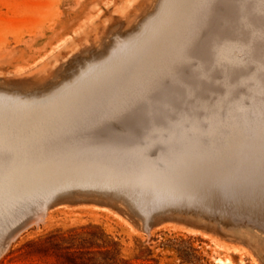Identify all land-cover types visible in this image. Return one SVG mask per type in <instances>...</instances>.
<instances>
[{"label":"rangeland","instance_id":"1","mask_svg":"<svg viewBox=\"0 0 264 264\" xmlns=\"http://www.w3.org/2000/svg\"><path fill=\"white\" fill-rule=\"evenodd\" d=\"M170 1H168V6L172 7V2H174V6L177 8L169 9L167 3L166 7L164 6L165 9L158 10L160 0H0V144L2 143L0 145V188L2 189L4 186V190H0L2 192L0 193V243L8 242L9 245L6 253L0 258V264H264V156L262 155L264 154V0ZM175 2L179 4L175 5ZM204 2L210 5L209 13L205 15L199 8ZM185 11L194 17L191 21L194 24L183 19L182 14ZM151 13L152 15H150ZM154 19L156 22L157 20L165 21V29L168 30L176 29L174 22H178L177 25L180 27H177L175 43H177L180 65L175 64V61L178 60L174 58L172 59L173 63L169 61L167 65L160 66L158 62L154 63L146 55L144 60L142 59L144 63L138 68V71L129 76L125 74L127 75L125 76L123 73L129 56H124L122 53L116 59L120 63L118 62L119 65L117 64L115 67L114 73L112 70L104 71V73L101 72V69L99 70L98 62L109 57L107 50H110L111 45L114 44L115 40L113 39L117 37V33L122 32L127 36L137 33L142 23L147 20L150 23ZM190 24L191 27H197V35L194 40L184 34L191 28L188 26ZM182 32L184 35H181ZM183 36L185 37L182 38ZM223 58L236 60L237 64H226ZM86 61L87 64L89 61L97 62L90 63L89 67ZM77 64H82V69L78 70L79 74L74 72L73 75L76 78L82 73V70L85 69V73L90 70L88 73L89 85L80 91H83L82 93L74 92L73 96L76 99L79 96L80 100L72 97L74 100L69 102L73 91L60 87L73 81L74 78L70 70L74 69ZM179 66L178 71L182 76L180 83H175L177 86L174 85L173 88L172 77L169 73L175 74ZM109 74L110 76H108ZM136 74L141 75L139 79H135ZM133 76L134 78H132ZM118 77L120 80H116ZM136 78L138 77L136 76ZM157 81H162V85ZM113 82L114 84H112ZM127 85L128 87H126ZM162 86L164 87L162 88ZM89 87H93L91 88L93 91ZM152 87L155 89L154 92L151 90ZM58 88L59 90H57ZM119 88L121 89L120 93ZM161 88L171 90L167 96L163 97V92L160 93ZM91 91L92 93H90ZM97 91L100 92L101 97ZM43 95L48 96H45L46 100L45 97L42 99ZM154 95L156 99H154ZM16 96L20 98L18 99ZM94 96L99 99H95ZM131 96H133L132 99ZM135 96L140 101L135 99ZM34 97L40 98L41 101H35ZM65 97L69 100L66 101ZM110 98L113 100L111 104ZM133 99L137 104L142 102V106L138 104V108L137 105H134L133 103L136 104V102ZM119 100L124 103L123 106L128 104L127 111L126 107L118 109L120 108L118 106L122 105ZM113 102L117 103L118 108ZM84 103L87 104V107ZM150 103L151 108L149 107ZM71 104L72 106H70ZM131 104L135 109L128 110V108L131 109ZM107 105H109V109ZM95 107L100 111L97 114L101 117H97L95 114ZM261 107H263V111ZM69 109L70 111H68ZM85 109L89 110V113H86L88 111ZM115 109L122 113V116H119L120 119L118 118L120 112ZM72 110H74L73 115H81L80 117L74 116L77 120L75 118L71 120V117L73 118L70 114ZM123 110L127 113L122 112ZM106 111L110 112L106 113ZM129 111H133V113ZM113 113L117 114L116 117ZM141 113L145 114V117H142ZM103 114L105 116L107 114L108 118L104 119ZM125 114H130V118ZM109 115H112L113 118ZM142 118L146 119L144 123L148 126L147 130L134 123ZM151 118L154 119L151 120ZM213 119L217 120V123ZM231 119L233 122L229 121ZM100 120L105 122H102L103 125H106L103 126ZM128 121L130 122L125 123ZM172 121L176 123L174 124ZM91 122L94 124L89 126L92 124ZM165 123L170 125L167 126ZM239 124L243 128L246 126L245 131H242L243 128ZM155 127L157 128L154 129ZM106 128L122 131L123 134H127V130H129V144L125 145L126 147L123 149L122 147L115 149L116 146L113 143L105 142L109 140ZM235 128L238 129L235 130ZM230 129H232L231 132H229ZM210 130L220 132L216 134ZM207 131L212 133L213 138ZM206 133H208L207 136ZM221 134L225 135L221 136ZM179 136H181V144L188 142L196 144L192 150H189L191 154L197 156L194 159H198L194 165L197 170L193 175L195 177L192 178L194 180L191 179V184L189 182V189L195 193L185 191L176 194V191L168 190V192L175 193L170 192L169 196L165 189H162L165 194L161 191L159 185L157 187L160 188L158 190L160 192L157 190V193L153 191L155 194L152 191L149 192L145 185L146 176H141L143 174L136 168L137 166L132 160L134 168L133 165L129 166L131 165L129 157L131 154L138 153L141 147H150L151 145L148 156L153 160H159L157 155L162 150L160 144L166 143L173 137L179 139ZM257 136L260 137V141ZM47 137L51 140L49 138L48 140ZM60 137L62 141H59ZM103 137L107 145L100 142ZM97 138L102 139L98 140ZM223 138L228 141L230 138L232 139L229 143L228 141L224 142ZM241 140L242 142H240ZM41 141L43 142L40 143ZM54 141L56 145L53 144ZM176 141L175 146L180 148L182 145L179 146L178 140ZM85 142H87L86 145H84ZM7 143L9 146L6 145ZM88 143L91 149L92 143H95L96 148L101 146L97 153L94 150L95 147L92 150L89 149L92 152L95 151V153L90 152L93 155L90 159L87 158L91 156L90 153H86L89 151L87 150ZM233 143L235 144L233 145ZM73 144L75 145L73 146ZM102 144L106 145V148L103 146V152L101 151ZM132 145L134 146L131 147ZM78 146L80 147L78 150H73ZM62 147L65 149V153H63ZM37 148H45L43 151H47L43 152L42 149L39 151ZM124 148L127 152L130 151V155L126 154ZM67 149L82 150L83 152L80 151L81 155L79 152L76 154V151L73 153L76 155H73ZM109 149L113 152H108ZM200 149L203 150L200 152ZM214 150H218L217 153ZM241 150H243L242 153ZM115 151L117 153L125 152L128 161L124 160L127 159L125 155L120 153L123 155L120 158L118 156L121 155L119 153L117 155ZM234 151L237 153L235 154ZM199 152L200 156H198ZM203 152L204 154H201ZM98 153L103 160L96 156ZM109 154L110 156L112 154V159L108 156ZM8 155L10 156L8 157ZM105 155L107 156L105 157ZM207 157L209 160H205L208 159ZM113 160L116 162L113 163ZM52 166L55 171L52 170ZM201 166L203 167L201 168ZM157 168L158 170L162 169L163 165ZM36 169L42 171L37 172ZM49 170L53 174H50ZM222 173H225V176ZM16 177L18 185L14 181ZM159 178L158 176L153 179L158 180L153 181L156 183L155 185L161 184L162 180ZM52 179L53 181H51ZM140 179L143 180V183L145 182L144 185L140 183L142 182ZM7 180L10 182V186L13 181L12 190H10ZM21 181L24 183H20ZM205 184H207L206 187ZM145 186L147 189L143 188ZM6 187L10 189L7 190ZM142 189L144 192H141ZM158 193L161 197L158 196ZM133 199L135 202L132 201ZM135 206L137 208L133 209ZM45 207H49L50 211L44 219L42 210ZM137 209H139L138 212H136ZM150 216L151 218H149ZM147 217L151 220H148ZM37 218L39 221L42 219L44 223L42 221L40 223ZM225 218H227V222L231 223V226L224 222ZM26 222H28L26 228L15 231ZM34 223L37 224L33 225ZM144 223L147 224V227ZM13 231L14 233H12ZM19 231L23 233L19 235ZM9 233L11 234L9 235Z\"/></svg>","mask_w":264,"mask_h":264},{"label":"bare ground","instance_id":"2","mask_svg":"<svg viewBox=\"0 0 264 264\" xmlns=\"http://www.w3.org/2000/svg\"><path fill=\"white\" fill-rule=\"evenodd\" d=\"M168 1H170V0H160V3H159V6H158V10L159 9H161V8H164L165 9V5L168 3ZM173 1V0H172ZM186 1V0H185ZM171 2V1H170ZM179 2V1H178ZM178 2H175V5L176 4H179ZM181 2V1H180ZM188 2V1H187ZM173 3V5H172V7H169L168 5H169V3L167 4V6L169 7V9H173V7H176V6H174V2H172ZM171 4V3H170ZM198 4V3H197ZM200 4V3H199ZM184 5V4H183ZM195 5V4H194ZM201 5V4H200ZM165 6V7H164ZM196 6V5H195ZM168 7H167V9H168ZM196 7H199V5L198 6H196ZM195 7V8H196ZM177 8V7H176ZM185 8V7H184ZM193 8V7H192ZM191 8V9H192ZM199 8H201L202 9V11H203V14L205 15V14H208L209 13V8H210V5L207 3H203L202 4V6L201 7H199ZM175 9V8H174ZM165 11V10H164ZM171 11V10H170ZM167 13V12H166ZM178 13V12H177ZM182 13V12H181ZM170 14H171V12H170ZM172 14H173V11H172ZM191 13H189L188 11H185V12H183V19L184 20H187V22L189 21V22H191L193 19H194V17L193 16H191L190 15ZM150 15H152V13L150 14ZM177 15V14H176ZM149 16V15H148ZM156 16V15H155ZM168 16V15H167ZM154 17V16H153ZM198 17V16H197ZM150 18V17H149ZM182 19V20H183ZM144 20V19H143ZM172 20V19H171ZM181 20V21H182ZM155 19L153 20V21H151L150 23H149V20H147V21H145L144 23H142L141 24V26H140V28H139V30H138V32L136 33H134V34H131V35H129V36H127V35H124V34H122V32L120 33H117L118 35H117V37L116 38H114L113 40H115L114 41V44L113 45H111V48H110V50H107V52H108V54H109V57L108 58H106V59H104L103 61L102 60H100V58H99V60L101 61L100 63L98 62V65H97V67L99 68V70L101 69V72L102 73H104V71L106 72H108L109 70H112V72L114 71V69H115V67L117 66V64H118V62H119V60L117 61L116 59H117V57L118 56H120L122 53L124 54V56H129L128 57V61L126 62V66H125V68H124V75L125 74H127L128 76L129 75H131V74H133L134 72H136V71H138V68H140L142 65H143V63L144 62H142L144 59L143 58H145L144 56H148L149 58H151L153 61H154V63L155 62H158V64H160V66H164V64H166L167 65V63H169V61H171L172 62V59H176V60H178L177 62L175 61V64H179V62H180V60H179V53H177V43H175V40L177 39V37H176V35H177V33H176V31H177V27H180L179 25H177L178 24V22L177 21H173L174 22V24H175V26L174 27H176V29H174V28H172V29H165V24H164V22L165 21H160V20H157V22L155 21ZM195 21V20H194ZM154 22V23H153ZM197 22V21H196ZM166 23V22H165ZM192 23V22H191ZM202 23H204V21H202ZM185 24V23H184ZM192 24H194V23H192ZM196 24V23H195ZM168 25V24H167ZM182 25V24H181ZM202 25V24H201ZM184 26V25H183ZM183 26H181V27H183ZM189 27H191L192 25L190 24V25H188ZM137 28V27H136ZM188 28V27H187ZM196 26H193V27H191L189 30H187L186 29V26H185V28H184V30H185V32H186V30H187V32L186 33H184L185 35H187L188 37H191V39H195L196 38ZM179 33V32H178ZM202 33V32H201ZM183 34V32L181 33V35ZM183 34V35H184ZM185 36H183L182 38H184ZM112 39V38H111ZM186 39V38H185ZM190 39V38H189ZM192 40V41H193ZM187 41H188V39H187ZM113 43V42H112ZM192 43V42H191ZM180 45V44H179ZM189 46V45H188ZM183 47V46H182ZM189 48V47H188ZM109 49V48H108ZM224 49H225V47H224ZM185 50V49H184ZM104 51V50H103ZM229 51V50H228ZM184 53V52H183ZM227 53H229V52H227ZM235 53V52H234ZM108 54H106V55H108ZM187 54V53H186ZM102 55V54H101ZM100 55V56H101ZM180 55H181V53H180ZM225 55V54H224ZM235 55V54H234ZM91 57V56H90ZM102 57V56H101ZM97 59V58H96ZM102 59H103V57H102ZM121 59V58H120ZM123 59V58H122ZM143 59V60H142ZM182 59V58H181ZM92 60V59H91ZM93 60H94V58H93ZM148 60V59H147ZM223 60H224V62L227 64H229V63H231L232 65H235V64H237V61L236 60H232V59H227V58H223ZM121 61V60H120ZM182 61V60H181ZM92 62L93 61H89L88 62V64H87V61H86V64L87 65H89L90 63L92 64ZM95 62V61H94ZM93 62V63H94ZM97 62V61H96ZM95 62V63H96ZM84 63V62H83ZM94 63V64H95ZM120 63V62H119ZM173 63V62H172ZM123 64V63H122ZM121 64V65H122ZM149 64V63H148ZM119 65V64H118ZM180 65V64H179ZM85 66V65H84ZM92 66V65H91ZM122 66H124V65H122ZM149 66H151L150 64H149ZM153 66V65H152ZM231 66V65H230ZM82 67V64H77L76 66H75V68L74 69H71L70 70V73L73 75V73L74 72H78V70L80 69ZM89 67H90V65H89ZM94 67H96V66H94ZM146 67H148L147 65H146ZM145 67V68H146ZM171 67V66H170ZM169 67V68H170ZM225 67H227V66H225ZM228 68H229V66H228ZM82 69V68H81ZM80 69V70H81ZM147 69V68H146ZM158 69V68H157ZM161 69V68H160ZM172 69H173V67H172ZM180 69V66L178 67V69H177V72L174 74V73H169V75L172 77V87L174 88V85H176L175 83H180V79H181V76H182V74H181V76H180V73H179V70ZM98 70V71H99ZM120 70V69H119ZM118 70V71H119ZM123 70V69H122ZM121 70V71H122ZM140 70V69H139ZM149 70V69H148ZM148 70H146V72H149ZM84 71H85V69H84ZM83 70H82V73L80 74V75H78V77L76 76V78H75V76L73 75V78L74 79H72L71 81V83H68V84H65V86H61L60 88L62 89V87L63 88H65V89H70L71 91H73V92H71L72 93V95H71V98H69V99H71V100H69L68 98H66L67 97V95H65L64 94V96H66L65 97V99H66V101H68L69 100V102L70 101H72V100H74L72 97H74L73 95H74V92L75 93H77V92H80L83 88H85L86 87V85H89L88 84V81H89V72H90V70H89V72L88 73H85ZM120 71V72H121ZM163 71V70H162ZM86 72H87V70H86ZM91 72H92V70H91ZM115 72V71H114ZM113 72V73H114ZM160 72V71H159ZM173 72V71H172ZM175 72V71H174ZM96 73V72H95ZM117 73V72H116ZM152 73V72H151ZM78 74H79V72H78ZM107 74V73H106ZM122 74V73H121ZM120 74V75H121ZM122 74V75H123ZM147 74V73H146ZM150 74V73H149ZM167 74V73H166ZM101 75V74H100ZM124 75L122 76L123 78H124ZM127 75H125V76H127ZM162 75V74H161ZM92 76V75H91ZM98 76H99V74H98ZM104 76V75H103ZM102 76V77H103ZM108 76H110V74L108 75ZM117 76V75H116ZM136 76L138 77V78H136ZM136 76H135V79H139V77L141 76H138L137 74H136ZM160 76V75H159ZM93 77H94V75H93ZM149 77V76H148ZM166 77V76H165ZM170 77V78H171ZM96 78V77H95ZM132 78H134V76L132 77ZM147 78V77H146ZM145 78V79H146ZM151 78H152V76H151ZM150 78V79H151ZM205 78V77H204ZM226 78V77H225ZM252 78V77H251ZM97 79V78H96ZM100 79V78H99ZM104 79V78H103ZM119 79V77L116 79V80H118ZM148 79V78H147ZM156 79V78H155ZM161 79H162V77H161ZM91 80V79H90ZM93 80H95V79H93ZM101 80V79H100ZM99 80V81H100ZM108 80V79H107ZM120 80V79H119ZM123 80V79H122ZM144 80V79H143ZM142 80V81H143ZM68 81V80H67ZM97 81H98V79H97ZM97 81H96V83H97ZM114 82H117V81H115V80H113ZM155 81V80H154ZM170 81V80H169ZM225 81V80H224ZM102 82V81H101ZM114 82L112 83V84H114ZM136 82H137V80H136ZM145 82V81H144ZM152 82V81H151ZM157 82H159V81H157ZM124 83V82H123ZM140 83V82H139ZM160 84L162 83V81L161 82H159ZM170 83V82H169ZM93 84H94V82H93ZM106 84H110V83H106ZM116 84V83H115ZM122 84V83H121ZM134 84V83H133ZM146 84H148V83H146ZM205 84H207V83H205ZM261 84V83H260ZM62 85H63V83H62ZM118 85V84H117ZM128 85H130V84H128ZM128 85L126 86V87H128ZM153 85H154V87H155V84L153 83ZM162 85V84H161ZM163 85H164V83H163ZM92 86V85H91ZM119 86V85H118ZM134 86V85H133ZM132 86V87H133ZM177 86V85H176ZM102 87V86H101ZM106 87V86H105ZM108 87V86H107ZM112 87V86H111ZM114 87V86H113ZM117 87V86H116ZM136 87V86H135ZM141 87V86H140ZM147 87V86H146ZM154 87H152L151 88V90L154 92L155 91V89H154ZM164 86H162V88H163ZM91 88H93V87H89V89H91ZM104 88V87H103ZM142 88V87H141ZM148 88V87H147ZM161 88V89H162ZM168 88V87H167ZM166 88V90H165V88L164 89H162V91L160 92V93H162L163 92V97H165V95L167 96V93H169L170 92V90L171 89H167ZM96 89H98L97 87H96ZM101 89V88H100ZM124 89H126V88H124ZM57 90H59V88L57 89ZM84 90H86V89H84ZM92 90V89H91ZM114 91H115V89H113ZM119 90V93H120V88L118 89ZM118 90H116V92H118ZM129 90V89H128ZM134 90V89H133ZM141 90H143V89H141ZM147 90V89H146ZM146 90H145V92H146ZM164 90V91H163ZM88 91V90H87ZM93 91V90H92ZM92 91L90 92V93H92ZM96 91V90H95ZM99 91V90H98ZM97 91V92H98ZM149 91H150V89H149ZM54 92H56V91H54ZM57 92H59V91H57ZM62 92V91H61ZM67 92V91H66ZM83 92V91H82ZM82 92H80V93H82ZM85 92V91H84ZM100 92H101V90H100ZM100 92H98L99 93V95H100ZM115 92V93H116ZM122 92V91H121ZM123 92H124V90H123ZM127 92V91H126ZM39 93V92H38ZM53 93V92H52ZM65 93V92H64ZM69 93V92H68ZM86 93V92H85ZM136 93V92H135ZM148 93V92H147ZM152 93V92H151ZM158 93V92H157ZM50 94H51V92H50ZM58 94V93H57ZM77 94H79V93H77ZM102 94V93H101ZM107 94V93H106ZM105 94V95H106ZM114 94V93H113ZM131 94V93H130ZM129 94V95H130ZM149 94V93H148ZM156 94V93H155ZM29 95V94H28ZM34 95V94H33ZM51 95H53V94H51ZM50 95V96H51ZM55 95V94H54ZM61 95V94H60ZM81 95V94H80ZM88 95V94H87ZM86 95V96H87ZM98 95V94H97ZM119 95V94H118ZM129 95H127V96H129ZM134 95V94H133ZM145 95V94H144ZM160 96H161V94H159ZM158 95V96H159ZM216 95V94H215ZM42 96V95H41ZM45 96H47V95H45ZM44 95H43V97H42V99L45 97ZM50 96H49V98H50ZM64 96H63V98H64ZM69 96H70V94H69ZM76 96V95H75ZM82 96V95H81ZM92 96H93V94H92ZM120 96V95H119ZM123 96V95H122ZM125 96V95H124ZM151 96V95H150ZM153 96V95H152ZM14 97V96H13ZM17 97V96H16ZM23 97V96H22ZM25 97V96H24ZM48 97V96H47ZM47 97H45V100L47 99ZM61 98H62V96H60ZM84 97H85V95H84ZM83 97V98H84ZM89 97H91L90 95H89ZM88 97V98H89ZM100 97H101V95H100ZM108 97V96H107ZM106 97V98H107ZM132 97L133 96H131V99H132ZM136 97V96H135ZM169 97V96H168ZM8 98V97H7ZM15 98V97H14ZM18 98V97H17ZM20 98V97H19ZM18 98V99H19ZM48 98V99H49ZM53 98V97H52ZM75 98V97H74ZM80 97L78 96V98L76 99V100H78ZM82 98V97H81ZM87 98V97H86ZM86 98H85V100H86ZM94 98L96 99V98H98V97H95L94 96ZM109 98V97H108ZM112 98V97H111ZM111 98H110V100H111ZM115 98V97H114ZM118 98V97H117ZM121 98V97H120ZM125 98V97H124ZM138 97H136L135 99H137ZM140 98V97H139ZM148 98V97H147ZM159 98V97H158ZM161 98H162V96H161ZM29 99V98H28ZM34 99H35V101L36 100H40V98H37L36 99V97H34ZM93 99V98H92ZM99 99V98H98ZM101 99H103V100H105L104 98H101ZM131 99H128L129 101H132ZM148 99H153L152 97L151 98H148ZM154 99H156V97H155V95H154ZM25 100H27L26 98H25ZM24 100V101H25ZM30 100V99H29ZM31 100H32V98H31ZM59 100V99H58ZM75 100V101H76ZM80 100V99H79ZM83 100V99H82ZM81 100V101H82ZM88 100V99H87ZM94 100V99H93ZM92 100V101H93ZM134 100V99H133ZM138 100V99H137ZM144 100V99H143ZM12 101H14L13 99H12ZM16 101V100H15ZM32 101H34V100H32ZM41 101V100H40ZM61 101V100H60ZM74 101V102H75ZM84 101V100H83ZM91 101V100H90ZM109 101V100H108ZM112 101L113 100H111V102H110V104L112 103ZM116 101V100H115ZM118 101V100H117ZM119 101H121V100H119ZM127 101V100H126ZM135 101V100H134ZM138 101H140V100H138ZM153 101V100H152ZM17 102V101H16ZM15 102V103H16ZM27 102V101H26ZM43 102V101H42ZM68 102V103H69ZM73 102V103H74ZM79 102V101H78ZM85 102V101H84ZM103 102V101H102ZM136 102V101H135ZM144 102V104H145V101H143ZM147 102V101H146ZM33 103V102H32ZM52 103H53V101H52ZM59 103V102H58ZM57 103V104H58ZM67 103V102H66ZM86 103V102H85ZM84 103V104H85ZM94 103H95V101H94ZM97 103H98V101H97ZM114 103V102H113ZM126 103V102H125ZM147 103H149V101L147 102ZM146 103V104H147ZM151 103H153V102H151ZM151 103L149 104V107L151 108L152 106H151ZM239 103V102H238ZM84 104H83V106H84ZM89 104V103H88ZM115 104V103H114ZM122 104V105H121ZM121 106H118L117 105V103L115 104L116 105V108H118V107H120V108H118V109H121V107H122V109H123V107H126V111H127V106H128V104H126L127 106H123V104L124 103H122V101H121ZM130 104V103H129ZM134 105H137L138 106V104L140 105L141 104V106H142V102L141 103H139L138 102V104H137V102H136V104L135 103H133ZM133 104H131V109H129L128 108V110H132V105ZM204 104V103H203ZM221 104V103H220ZM28 105H29V103H28ZM32 105V104H31ZM41 105V104H40ZM45 105V104H44ZM52 105V104H51ZM86 106L85 107H87V104H85ZM90 105H92L91 103H90ZM89 105V106H90ZM100 105V104H99ZM106 105V104H105ZM115 105H112V106H115ZM152 105H155V104H152ZM34 106V105H33ZM36 106V105H35ZM38 106V105H37ZM55 106V105H54ZM70 106H72V104L70 105ZM74 106H75V104H74ZM78 106V105H77ZM101 106H102V104H101ZM108 106V109H109V105H107ZM118 106V107H117ZM239 106H240V103H239ZM14 107V106H13ZM32 107V106H31ZM49 107H53V106H49ZM56 107V106H55ZM234 107V106H233ZM33 108V107H32ZM75 108V107H74ZM77 109H78V107H76ZM81 108V107H80ZM79 108V109H80ZM104 108H105V106H104ZM113 108V107H112ZM115 108V107H114ZM138 108H139V106H138ZM141 108V107H140ZM205 108H206V106H205ZM262 108L263 107H261V110H262ZM63 109V108H62ZM65 109V108H64ZM67 109V108H66ZM81 109H83V108H81ZM93 109V108H92ZM91 109V110H92ZM95 109H96V107H95ZM133 109H135V108H133ZM235 109V108H234ZM258 109H260V108H258ZM16 110V109H15ZM22 110H24V109H22ZM50 110V109H49ZM59 110V109H58ZM86 110V109H85ZM112 110V109H111ZM116 111H117V109H115ZM152 110V109H151ZM161 110V109H160ZM205 110V109H204ZM203 110V111H204ZM260 110V111H261ZM264 110V109H263ZM262 110V111H263ZM21 111V110H20ZM52 111V110H51ZM68 111H70V109L68 110ZM73 111L74 110H72V113H70L72 116H73V118L71 117V120H73L75 117H80L79 115H77V116H75V115H73ZM80 111H82V110H80ZM86 111H88V112H86V113H89V110H86ZM96 112H95V114H97V112H99L100 113V111L99 110H95ZM119 111V110H118ZM117 111V112H118ZM125 110H123L122 112H124ZM125 111V112H126ZM135 111V110H134ZM155 111V110H154ZM13 112V111H12ZM16 112V111H15ZM35 112V111H34ZM90 112H92V111H90ZM103 112V111H102ZM108 112H110V111H108ZM107 111H106V113H108ZM113 112V111H112ZM120 112V111H119ZM129 112H131V111H129ZM136 112V111H135ZM240 112V111H239ZM49 113V112H48ZM57 113V112H56ZM69 113H67L68 115H69ZM80 113H83V112H80ZM94 113V112H93ZM105 113V112H104ZM127 113V112H126ZM131 113H133V111L131 112ZM161 113V112H160ZM20 114V113H19ZM35 114V113H34ZM66 114V115H67ZM102 114V113H101ZM114 114V113H113ZM122 113L120 112V114L118 113V118H119V116H122L121 115ZM140 114V113H139ZM142 114V113H141ZM164 114V113H163ZM192 114V113H191ZM14 115V114H13ZM40 115V114H39ZM49 115V114H48ZM54 115H56V114H54ZM57 115H59V114H57ZM84 115V114H83ZM91 115V114H90ZM115 115V114H114ZM117 115V114H116ZM116 115H115V117H116ZM125 115H128L129 117L128 118H130V114H125ZM145 115V114H144ZM143 114L141 115L142 117L144 116ZM149 115V114H148ZM46 116V115H45ZM64 116H65V114H64ZM75 116V117H74ZM95 116V115H94ZM103 116H104V119L106 118H108L107 116V114H106V116L103 114ZM110 116V115H109ZM112 116V115H111ZM110 116V117H111ZM137 116V115H136ZM25 117V116H24ZM53 117V116H52ZM60 117V116H59ZM69 117V116H68ZM97 117H101V115H99L98 116V114H97ZM97 117H95V118H97ZM124 117V116H123ZM145 117V116H144ZM157 117V116H156ZM218 118H219V116H217ZM47 118V117H46ZM61 118V117H60ZM83 118V117H82ZM90 118V117H89ZM94 118V117H93ZM103 118V117H102ZM111 118H113V116L111 117ZM122 118V117H121ZM141 118V117H140ZM41 119V118H40ZM50 119V118H49ZM70 119V118H69ZM76 119V118H75ZM88 119V118H87ZM92 119V118H91ZM100 119V118H99ZM99 119H97L98 121H99ZM116 119V118H115ZM120 119V118H119ZM118 119V120H119ZM125 119H126V117H125ZM152 119H154V118H151V120ZM28 120V119H27ZM77 120V119H76ZM80 120H82V119H80ZM80 120H78L79 122H80ZM93 120V119H92ZM103 120V119H102ZM110 120H112V119H110ZM127 120V119H126ZM137 120V119H136ZM237 120V119H236ZM236 120H235V122H236ZM43 121V120H42ZM82 121H84V120H82ZM91 121V120H90ZM96 121V120H95ZM104 121H106V120H104ZM108 121V120H107ZM106 121V122H107ZM146 121V119H144V118H142V119H138L137 121H135L134 123H135V125L136 126H140L142 129H144V130H147V127L148 126H146V124L144 123ZM150 121V120H149ZM213 121H215L214 119H213ZM217 121V120H216ZM215 121V122H216ZM229 121H231V122H233L232 121V119L231 120H229ZM69 122V121H68ZM87 122V121H86ZM86 122H85V124H86ZM100 122L102 123L103 121H101L100 120ZM99 122V123H100ZM109 122V121H108ZM110 122H113V121H110ZM115 122V121H114ZM130 121H128V122H125V123H129ZM151 122V121H150ZM149 122V123H150ZM166 122V121H165ZM173 122V121H172ZM172 122H169V123H172ZM65 123V122H64ZM63 123V124H64ZM74 123V122H73ZM75 123L77 124V122L75 121ZM90 123V122H89ZM92 123V122H91ZM98 123V122H97ZM100 123V124H101ZM103 123H105V122H103ZM103 123H102V125H103ZM116 123H117V121H116ZM163 123V122H162ZM161 123V124H162ZM174 124L176 123L175 121L173 122ZM178 123V122H177ZM217 123V122H216ZM239 123V122H238ZM237 123V124H238ZM34 124V123H33ZM50 124V123H49ZM69 124V123H68ZM72 124V123H71ZM82 122H81V127L83 128V126H82ZM94 123H92V124H89V126L91 125H93ZM99 124V125H100ZM166 125H167V123H165ZM219 124V123H218ZM231 124H234V123H231ZM20 125V124H19ZM70 125V124H69ZM78 125V124H77ZM87 125H88V122H87ZM104 125H106V124H104ZM103 125V126H104ZM119 125V124H118ZM122 125H124V123H122ZM149 125V124H148ZM156 125H158V124H156ZM168 125H170V124H168ZM167 125V126H168ZM235 125H236V123H235ZM234 125V126H235ZM240 125V124H239ZM13 126V125H12ZM40 126H42V125H40ZM47 126V125H46ZM45 126V127H46ZM64 126V125H63ZM65 126H66V124H65ZM72 126V125H71ZM70 126V127H71ZM86 126V125H85ZM109 126V125H108ZM150 126V125H149ZM155 126V125H154ZM161 126V125H160ZM171 126H172V124H171ZM176 126V125H175ZM178 126V125H177ZM240 126H242V125H240ZM250 126V125H249ZM50 127V126H49ZM69 127V128H70ZM79 127H80V125H79ZM78 127V128H79ZM122 127H124V126H122ZM179 127H181V126H179ZM236 127V126H235ZM246 126H244V128H245ZM60 128V127H59ZM86 128V127H85ZM153 128V127H152ZM157 127H155L154 129H156ZM163 128H165V127H163ZM163 128H162V130H163ZM174 128V127H173ZM176 128V127H175ZM182 128H184V127H182ZM182 128H180V129H182ZM193 128H195V127H193ZM230 128H232L231 127V125H230ZM242 128H243V126H242ZM244 128L242 129V131H245L244 130ZM251 128V127H250ZM62 129V128H61ZM65 129V128H64ZM68 129V128H67ZM74 129V128H73ZM122 129V128H121ZM166 129V128H165ZM164 129V130H165ZM172 129V128H171ZM197 129V128H196ZM213 129V128H212ZM216 129H218L217 127H216ZM229 129V128H228ZM238 129V128H237ZM236 128H235V130H237ZM240 129V128H239ZM11 130V129H10ZM9 130V131H10ZM69 130V129H68ZM70 130H72L71 128H70ZM69 130V131H70ZM191 130H193L192 129V127H191ZM201 130V129H200ZM218 130H220V129H218ZM231 130L232 129H230L229 130V132H231ZM247 130V129H246ZM7 131V130H6ZM9 131H8V133H9ZM32 131V130H31ZM47 131V130H46ZM45 131V132H46ZM55 132H56V130H54ZM80 131H81V129H80ZM106 131L108 132L107 134H108V136H109V138H107V139H109V140H107V141H105V138L103 137V140H100V142L102 141V142H110V143H113L116 147H115V149L117 148V147H122V149H123V147H126L127 146V144H129V140H128V138L130 137V132H129V130H127V134H123V133H121L122 131H118V130H115V129H109V128H106ZM123 131H124V129H123ZM170 131H173V130H170ZM186 131V130H185ZM197 131V130H196ZM213 130H210V132H212ZM220 131H222V129L220 130ZM220 131H217V132H220ZM239 131V130H238ZM20 132V131H19ZM72 132H73V130H72ZM75 132V131H74ZM161 132V131H160ZM207 132H209V131H207ZM209 132V134L210 135H212V133H210ZM214 132V131H213ZM217 132L215 131L214 133H216L217 134ZM236 132V131H235ZM263 132V131H262ZM71 133V132H70ZM69 133V134H70ZM77 134H78V131L76 132ZM169 133H171V132H169ZM174 133V132H173ZM172 133V134H173ZM180 133V132H179ZM195 133V132H194ZM234 133V132H233ZM243 133V132H242ZM13 134V133H12ZM19 134V133H18ZM50 134V133H49ZM51 134H53V133H51ZM54 134H56V133H54ZM72 134H74V133H72ZM76 134V135H77ZM104 134V133H103ZM207 134L208 133H206V136H207ZM227 134V133H226ZM8 135V134H7ZM22 135V134H21ZM33 135V134H32ZM31 135V136H32ZM34 135H35V133H34ZM33 135V136H34ZM102 135V134H101ZM209 135V136H210ZM220 135V134H219ZM223 135H225V134H223ZM222 134H221V136H223ZM238 135V134H237ZM261 135V134H260ZM3 136V135H2ZM14 136V135H13ZM47 136H49V135H47ZM55 137H56V135H54ZM71 136V135H70ZM73 136V135H72ZM74 136H75V134H74ZM144 136V135H143ZM158 136V135H157ZM157 136H155V137H157ZM167 136V135H166ZM174 136V135H173ZM178 136V135H177ZM208 136V137H209ZM227 136V135H226ZM225 136V139L227 138ZM231 136H233V135H231ZM19 137V136H18ZM21 137V136H20ZM44 137V136H43ZM50 137V136H49ZM49 137H47V139L49 138ZM68 137V136H67ZM76 137V136H75ZM180 137L181 136H179L178 138L179 139H176V137H175V139H174V137L173 138H170L169 139V141H167L166 143H164V144H160V146L162 147V150H161V152H159L158 153V155L157 156H159V160H153L151 157H149L148 156V150H149V148L151 147V145H150V147L148 146V147H141V149H139V151H138V153L136 152L135 154H131V157H129V159H130V164L131 165H129V166H132L133 165V163H135V165L137 166L136 168H138V170L140 171V173L141 174H143V175H141V176H146V178H144V179H146L147 180V182L145 183V185L148 187V190H149V192H153V191H158L160 188H161V191H162V189H165V192L167 191L168 192V190H174V191H176L175 193L177 194V193H179V192H189V191H193L192 189L190 190L189 189V182L191 181V179L193 178V177H195V176H193L195 173H196V169H195V167H194V165L198 162V159L196 160V159H194V158H196L195 156H194V154H191L190 152H189V150H192V148H194L195 147V143H191V142H188L187 144L185 143V144H181V140H180ZM202 137V136H201ZM205 137V136H204ZM207 137V138H208ZM216 137V136H215ZM255 137V136H254ZM258 138H259V141H260V137L259 136H257ZM4 138V137H3ZM45 138V137H44ZM70 138H72V137H70ZM137 140H138V138L137 137H135ZM158 138V137H157ZM161 138V137H160ZM212 138H213V135H212ZM229 138V137H228ZM241 138V137H240ZM258 138H257V141H258ZM263 138V137H262ZM50 139V138H49ZM48 139V140H49ZM54 139V138H53ZM52 139V140H53ZM59 139V138H58ZM58 139H56V141L58 140ZM62 138L60 137V139H59V141L61 140ZM73 139V138H72ZM98 139V138H97ZM99 139H102V138H99ZM98 139V140H99ZM148 139V138H147ZM154 139H156V138H154ZM167 139H168V137H167ZM182 139V138H181ZM183 139H185V138H183ZM206 139V138H205ZM224 139V138H223ZM224 139V142L225 141H228V140H225ZM230 139H232V138H230ZM230 139H229V141H230ZM237 139H238V136H237ZM8 140V139H7ZM15 140H16V138H15ZM20 140V139H19ZM51 140V139H50ZM65 140V139H64ZM70 140V139H69ZM176 140H178V145L180 146V145H182L180 148H177L175 145L177 144V141ZM212 140V139H211ZM254 140V139H253ZM1 141V140H0ZM6 141V140H5ZM9 141H10V139H9ZM47 141V140H46ZM59 141H57L58 143H59ZM62 141V140H61ZM68 141V140H67ZM91 141H93V140H91ZM91 141H89V143L91 144ZM146 141V140H145ZM150 141V140H149ZM154 141V140H153ZM213 141H214V139H213ZM220 141H221V139H220ZM228 141V142H229ZM232 141H234V140H232ZM231 141V142H232ZM256 141V142H257ZM2 142H3V140H2ZM7 142V141H6ZM22 142V141H21ZM35 142V141H34ZM33 142V143H34ZM43 141H41L40 143H42ZM53 142V141H52ZM52 142H50L51 144H52ZM64 143H65V141H63ZM72 142V141H71ZM94 142V141H93ZM104 142V144H106ZM147 142H148V140H147ZM152 142V141H151ZM157 142V141H156ZM217 142H218V136H217ZM235 142V141H234ZM237 142V141H236ZM240 142H242V140L240 141ZM240 142H239V144H240ZM243 142H245V141H243ZM9 143V142H8ZM8 143L6 144V145H8ZM11 143V142H10ZM9 143V144H10ZM19 143V142H18ZM18 143H17V145H18ZM23 143V142H22ZM48 143V142H47ZM69 143V142H68ZM78 143V142H77ZM88 143V145H87V150H89V149H91L90 148V144ZM95 143H96V141H95ZM95 143H92L93 145L91 146L92 147V149L95 147L96 148V146H94V144ZM99 143V142H98ZM97 143V144H98ZM143 143V142H142ZM141 143V144H142ZM150 143V142H149ZM180 143V144H179ZM230 143V142H229ZM238 143V142H237ZM236 143V144H237ZM2 144V143H1ZM0 144V145H1ZM14 144V143H13ZM20 144V143H19ZM29 144V143H28ZM32 144V143H31ZM45 144H46V142H45ZM54 145H56L55 144V141H54V143H53ZM61 144V143H60ZM87 144V142H85V144L84 145H86ZM96 144V145H97ZM139 145H140V143H138ZM151 144V143H150ZM218 144V143H217ZM225 144V143H224ZM235 143H233V145H234ZM246 144H247V142H246ZM251 144V143H250ZM263 144V143H262ZM26 145V144H25ZM33 145V144H32ZM35 145V144H34ZM37 145H39V144H37ZM48 145V144H47ZM47 145H46V147H47ZM75 144H73V146H74ZM77 145V144H76ZM101 145V144H100ZM107 145V144H106ZM106 145L104 146L103 144H102V148H101V151H102V149H103V146L106 148ZM109 145H111V144H109ZM126 145V146H125ZM135 145V144H134ZM134 145H132L131 147H133ZM143 145V144H142ZM184 145H188V146H184ZM199 145V144H198ZM197 145V146H198ZM214 145V144H213ZM226 145V144H225ZM227 145H230V144H228L227 143ZM232 145V144H231ZM238 145V144H237ZM245 145V144H244ZM9 146V145H8ZM12 146V145H11ZM24 146V145H23ZM51 145H49V147H50ZM61 146V145H60ZM63 146V145H62ZM98 146V145H97ZM137 146V145H136ZM184 146V147H183ZM248 146V145H247ZM247 146H244V147H247ZM251 146V145H250ZM256 146H257V144H256ZM256 146H255V148H256ZM263 146V145H262ZM1 147V146H0ZM45 147V148H46ZM71 147H72V145H71ZM101 147V146H100ZM100 147H98V148H100ZM111 147V146H110ZM201 147V146H200ZM212 147V146H211ZM8 148V147H7ZM13 148V147H12ZM44 148V149H45ZM51 148V147H50ZM56 148H58V147H56ZM80 147L78 146V148L76 147V148H73V150L74 149H79ZM94 148V150L96 151V153H97V150H99L98 148H96L95 149ZM219 148H220V146H219ZM236 148V147H235ZM248 148V147H247ZM252 148V147H251ZM18 149V148H17ZM19 149H21V148H19ZM33 149V148H32ZM39 151H41V149H39V148H37ZM44 149H42V151L44 150ZM62 149L64 150L63 151V153H65V149L62 147ZM72 149V148H71ZM84 149V148H83ZM91 149V150H92ZM107 149H108V147H107ZM106 149V150H107ZM113 149H114V147H113ZM125 150H126V148H124ZM136 149V148H135ZM213 149V148H212ZM211 149V151H213ZM217 149V148H216ZM224 149V148H223ZM222 149V150H223ZM233 149V148H232ZM8 150V149H7ZM16 150V149H15ZM34 150H36L35 148H34ZM54 150V149H53ZM68 150V149H67ZM71 151V150H68V151H71V153L70 154H73L74 152H76V151ZM93 150V152L95 153V151ZM105 150V151H106ZM111 149H109V151L108 152H113V150L112 151H110ZM129 150V149H128ZM201 150H203V149H200V152H201ZM235 150H237V149H235ZM260 150H261V148H260ZM19 151V150H18ZM22 151V150H21ZM47 151V150H46ZM46 151H43V152H46ZM80 151H82V150H80ZM80 151H77L76 152V154L79 152L80 153ZM121 151V150H120ZM118 152L119 154L120 153H122V152ZM122 151H124V150H122ZM195 151V150H194ZM197 151H199V150H197ZM215 151V150H214ZM216 151H218V150H216ZM215 151V152H216ZM242 151L243 150H241V153H242ZM250 151V150H249ZM253 151V150H252ZM258 151V150H257ZM264 151V150H263ZM52 152V151H51ZM50 152V153H51ZM60 152V151H59ZM83 152V151H82ZM87 152H92V151H86V153ZM92 152V153H93ZM103 152V151H102ZM107 152V151H106ZM126 152V154L128 155V153L130 152H127V150L125 151ZM124 152V153H125ZM200 152H199V155L198 156H200ZM233 152V151H232ZM235 152V154L237 153L236 151H234ZM244 152H246V150H244ZM261 152V151H260ZM21 153V152H20ZM36 153V152H35ZM38 153V152H37ZM50 153H48L49 155H50ZM55 153H57V152H55ZM54 153V154H55ZM66 153H67V151H66ZM78 153V154H79ZM85 153V152H84ZM88 153V154H89ZM92 153H90V155L91 156H89V157H87V158H89L90 159V157H93V155H92ZM115 153H117L116 151H115ZM114 153V154H115ZM117 153V155H119ZM124 153H122L123 155H125ZM205 153H206V151H205ZM217 153V152H216ZM226 153V155H227V152H225ZM18 154V153H17ZM46 154V153H45ZM52 154V153H51ZM76 154H73V155H76ZM81 155H82V153H80ZM113 154V155H114ZM122 154H120L121 156H118V157H122L123 155ZM201 154H204V152L203 153H201ZM213 154V153H212ZM221 154V153H220ZM233 154V153H232ZM245 154V153H244ZM1 155V154H0ZM4 155H6L5 153H4ZM48 155V156H49ZM60 155V154H59ZM100 155H101V153H100ZM127 155H125L126 156V158L128 157ZM129 155H130V153H129ZM223 155V154H222ZM239 155V154H238ZM246 155H247V152H246ZM263 156H264V154H262ZM3 156V155H2ZM10 155H8V157H9ZM40 156V155H39ZM94 156H95V154H94ZM97 157L99 156V153H98V155H96ZM107 155H105V157H106ZM108 156H110V154L108 155ZM111 156H112V154H111ZM110 156V157H111ZM115 156H116V154H115ZM217 156V155H216ZM249 156H250V154H249ZM256 156V155H255ZM1 157V156H0ZM37 157V156H36ZM82 157H84V156H82ZM100 157V156H99ZM98 157V158H99ZM104 157V159H106ZM110 157H108V158H110ZM113 157V156H112ZM112 157L110 158V159H112ZM219 157V156H218ZM223 157V156H222ZM227 157H228V155H227ZM229 157H230V155H229ZM3 158V157H2ZM6 158V157H5ZM11 158V157H10ZM49 158H50V156H49ZM86 158V157H85ZM101 158V160H103V158H102V156L100 157ZM119 158V159H120ZM125 158V157H124ZM123 158V159H124ZM199 158V157H198ZM203 158H204V156H203ZM206 158V157H205ZM208 158V157H207ZM213 158H215V157H213ZM238 158H239V156H238ZM237 158V159H238ZM245 158V157H244ZM256 158V157H255ZM13 159V158H12ZM17 159H18V157H17ZM37 159V158H36ZM201 159V158H200ZM259 159V158H258ZM1 160V159H0ZM23 160V159H22ZM33 160V159H32ZM31 160V161H32ZM118 160V159H117ZM124 160H126V161H128V158L127 159H124ZM133 161V163H132V161ZM205 160H209V158L208 159H205ZM221 160V159H220ZM249 160V159H248ZM14 161V160H13ZM110 161V160H109ZM122 161V160H121ZM203 162H205L204 160H202ZM217 161V160H216ZM250 161H252V160H250ZM260 161V160H259ZM263 161V160H262ZM114 162H116V160L114 161L113 160V163ZM215 162V161H214ZM218 162H220L219 160H218ZM235 162V161H234ZM246 162V161H245ZM249 162V161H248ZM247 162V163H248ZM18 163V162H17ZM75 163V162H74ZM128 163V162H127ZM263 163V162H262ZM42 165H43V163H41ZM121 164V163H120ZM208 164V163H207ZM12 165V164H11ZM57 165V164H56ZM115 165H117V164H115ZM123 165V164H122ZM122 165H121V167H122ZM160 165H163V168L162 169H159L158 170V168L157 167H159ZM198 165V164H197ZM201 165V164H200ZM216 165H217V163H216ZM260 165V164H259ZM38 166V165H37ZM49 166V165H48ZM25 167V166H24ZM53 167L54 166H52V170H53ZM62 167V166H61ZM61 167H59V168H61ZM81 167V166H80ZM92 167V166H91ZM203 166H201V168H202ZM258 167V166H257ZM31 168V167H30ZM41 168V167H40ZM47 168V167H46ZM93 168V167H92ZM133 168H134V165H133ZM200 168V167H199ZM3 169V168H2ZM27 169V168H26ZM32 169V168H31ZM30 169V170H31ZM42 169V168H41ZM41 169H39V171L41 170ZM66 169V168H65ZM210 169V168H209ZM209 169H207L208 171H209ZM1 170V169H0ZM30 170H28L29 172H30ZM47 170H48V168H47ZM61 170H62V168H61ZM101 170V169H100ZM196 170V171H195ZM226 170V169H225ZM229 170H231V169H229ZM27 171V172H28ZM33 171V170H32ZM36 171H37V169H36ZM39 171H37V172H39ZM42 171V170H41ZM44 171V170H43ZM50 171V170H49ZM53 171H55V170H53ZM199 171H200V169H199ZM218 171V170H217ZM8 172V171H7ZM21 172V171H20ZM28 172V174H30V175H32L31 173H29ZM99 172V171H98ZM117 172V171H116ZM206 172V171H205ZM228 172V171H227ZM17 173V172H16ZM67 173V172H66ZM119 173V172H118ZM208 173V172H207ZM226 173V172H225ZM224 173V174H225ZM233 173V172H232ZM9 174V173H8ZM35 174H37V173H35ZM39 174V173H38ZM50 174H53V173H51V171H50ZM112 174V173H111ZM199 174V173H198ZM223 174V173H222ZM223 174V175H224ZM227 174V173H226ZM6 175V174H5ZM18 175V174H17ZM29 175V177H31ZM42 175V174H41ZM57 175H59V174H57ZM109 175V174H108ZM156 175H158L160 178H159V180L161 179L162 181H161V184H157V185H155L156 183H153V181L154 182H156V181H158V180H153V179H155L156 177H158V176H156ZM233 175V174H232ZM1 176V175H0ZM4 176V175H3ZM15 176V175H14ZM13 176V177H14ZM25 176V175H24ZM49 176V175H48ZM62 176V175H61ZM110 176V175H109ZM211 176V175H210ZM219 176H221V175H219ZM225 176V175H224ZM228 176V175H227ZM234 176V175H233ZM247 176V175H246ZM13 177H11V178H13ZM34 177H36V176H34ZM40 177V176H39ZM51 177V176H50ZM54 177H55V175H54ZM57 177V176H56ZM60 177V176H59ZM126 177V176H125ZM1 178V177H0ZM20 178V177H19ZM62 178H64V177H62ZM67 178V177H66ZM75 178V177H74ZM79 178H81V177H79ZM109 178V177H108ZM123 178V177H122ZM127 178V177H126ZM189 178H190V180H189ZM200 178V177H199ZM209 178V177H208ZM218 178V177H217ZM3 179H4V177H3ZM8 179V178H7ZM15 179H17V177L16 178H14V181H15V184H16V182H17V180H15ZM21 179V178H20ZM46 179V178H45ZM51 179V178H50ZM72 179V178H71ZM98 179V178H97ZM113 179V178H112ZM210 179V178H209ZM215 179V178H214ZM229 179V178H228ZM237 179H239V178H237ZM5 180H6V178H5ZM9 181H10V177H9V179H8ZM7 180V181H8ZM13 180V179H12ZM11 180V181H12ZM22 180V179H21ZM24 180V179H23ZM70 180V179H69ZM103 180H104V178H103ZM110 180H111V178H110ZM141 180V179H140ZM192 180H194V179H192ZM8 181V184H9V187L11 188V186H13L12 185V183H13V181H12V183H11V186H10V182ZM19 181V180H18ZM34 181V180H33ZM51 181H53V179L51 180ZM71 181V180H70ZM95 181V180H94ZM93 181V182H94ZM135 181V180H134ZM142 182H140V183H142L143 185H144V183H143V180H141ZM198 181V180H197ZM201 181H203V180H201ZM224 181V180H223ZM237 181V180H236ZM5 182V181H4ZM23 181H21L20 183H22ZM27 182V181H26ZM32 182V181H31ZM57 182V181H56ZM65 182H66V180H65ZM206 182V181H205ZM204 182V183H205ZM246 182V181H245ZM264 182V181H263ZM24 183V182H23ZM32 183H34V182H32ZM32 183H30V184H32ZM68 183V182H67ZM70 183V182H69ZM73 183V182H72ZM80 183V182H79ZM163 183V184H162ZM196 183V182H195ZM200 183V182H199ZM1 184V183H0ZM4 184V183H3ZM5 184H7V182H5ZM35 184V183H34ZM50 184V183H49ZM57 184V183H56ZM87 184V183H86ZM110 184V183H109ZM186 184H188V185H186ZM190 184H191V182H190ZM208 184V183H207ZM207 184H205V187H206V185ZM216 184V183H215ZM16 185H18V184H16ZM21 185H23V184H21ZM20 185V186H21ZM39 185V184H38ZM73 185V184H72ZM116 185H118L117 183H116ZM120 185V184H119ZM134 185V184H133ZM159 185V187H157ZM193 185H194V181H193ZM192 185V186H193ZM234 185V184H233ZM248 185V184H247ZM7 186V185H6ZM19 186V187H20ZM28 186H29V184H28ZM41 186V185H40ZM55 186V185H54ZM58 186V185H57ZM60 186H62V185H60ZM78 186V185H77ZM80 186V185H79ZM111 186V185H110ZM143 187L144 189L146 188L147 189V187ZM226 186H227V184H226ZM226 186H225V188H226ZM3 188H4V186H2ZM14 187V186H13ZM17 187V186H16ZM15 187V188H16ZM98 188H99V186H97ZM105 187V186H104ZM122 187V186H121ZM120 187V188H121ZM197 187H199V186H197ZM202 187V186H201ZM223 187V186H222ZM2 188V189H3ZM10 188H8V189H10ZM22 188V187H21ZM28 188V187H27ZM50 188V187H49ZM66 188V187H65ZM89 188H91V187H89ZM123 188V187H122ZM130 188V187H129ZM139 188V187H138ZM193 188H195V187H193ZM2 189L0 188V190L2 191ZM6 189H7V187H6ZM7 189V190H8ZM17 189V188H16ZM23 189V188H22ZM26 189V188H25ZM34 189V188H33ZM71 189V188H70ZM101 189V188H100ZM134 189V188H133ZM144 189H142L141 190V192H144L143 190ZM204 189V188H203ZM223 189H224V187H223ZM4 190V189H3ZM10 190H12V188L10 189ZM9 190V191H10ZM13 190H14V188H13ZM32 190V189H31ZM30 190V191H31ZM92 190V189H91ZM122 190H124V189H122ZM126 190H129V189H126ZM140 190V189H139ZM195 190V189H194ZM207 190V189H206ZM206 190H203V191H206ZM230 190H231V188H230ZM15 191V190H14ZM23 191V190H22ZM55 190H53V192H54ZM63 191V190H62ZM157 191H156V193H157ZM164 191V190H163ZM162 191V192H163ZM172 191H170L171 193H173V194H175L174 192H172ZM210 191V190H209ZM4 192V191H3ZM12 192V191H11ZM16 192V191H15ZM18 192V191H17ZM56 192V191H55ZM127 192V191H126ZM158 192H160V191H158ZM165 192H163L164 194H165ZM170 192H168V194L170 193ZM194 192V191H193ZM236 192H239V191H236ZM235 192V193H236ZM0 193H2V192H0ZM7 193V192H6ZM10 193V192H9ZM30 193V192H29ZM58 193H59V191H58ZM129 193V192H128ZM154 193V192H153ZM170 193V194H171ZM190 193V192H189ZM195 193V192H194ZM197 193V192H196ZM145 194V193H144ZM155 194V193H154ZM159 194V193H158ZM170 194H169V196H170ZM205 194V193H204ZM203 194V195H204ZM212 194V193H211ZM233 194V193H232ZM7 195V194H6ZM18 195H19V192H18ZM17 195V196H18ZM33 195V194H32ZM59 195V194H58ZM57 195V196H58ZM196 195V194H195ZM201 195H202V193H201ZM11 196V195H10ZM9 196V197H10ZM50 196V195H49ZM121 196H122V192H121ZM159 197H161V195L159 194L158 195ZM157 196V197H158ZM163 196H165V195H163ZM190 196V195H189ZM199 196H200V194H199ZM31 197V196H30ZM138 197V196H137ZM154 197V196H153ZM158 197V198H159ZM193 197V196H192ZM192 197H190V198H192ZM215 197V196H214ZM12 198V197H11ZM14 198V197H13ZM12 198V199H13ZM48 198V197H47ZM54 198V197H53ZM59 198V197H58ZM114 198V197H113ZM118 198V197H117ZM123 198V197H122ZM121 198V199H122ZM155 198V197H154ZM165 198V197H164ZM200 198V197H199ZM6 199V198H5ZM52 199V198H51ZM124 199V198H123ZM147 199V198H146ZM160 200L162 199V198H159ZM172 199V198H171ZM178 199V198H177ZM189 199V198H188ZM198 199V198H197ZM209 199V198H208ZM211 200H212V198H210ZM16 200V199H15ZM53 200V199H52ZM56 200V199H55ZM163 200V199H162ZM173 200V199H172ZM187 200V199H186ZM198 200H200V199H198ZM202 200H203V198H202ZM5 201V200H4ZM130 201V200H129ZM128 201V202H129ZM132 201H134V199L132 200ZM176 202H177V200H175ZM185 201V200H184ZM131 202V201H130ZM135 202V201H134ZM133 202V203H134ZM151 202V201H150ZM204 202H206V201H204ZM127 203V202H126ZM170 203V202H169ZM183 203V202H182ZM187 203V202H186ZM213 203V202H212ZM48 204V203H47ZM151 204V203H150ZM12 205V204H11ZM127 205H128V203H127ZM135 205V204H134ZM161 205V204H160ZM205 205V204H204ZM253 205V204H252ZM186 207V206H185ZM135 208H137L136 206L133 208V209H135ZM212 208V207H211ZM35 209V208H34ZM162 209V208H161ZM168 209V208H167ZM179 209V208H178ZM6 210V209H5ZM138 210L139 209H137V211L136 212H138ZM147 210V209H146ZM16 211V210H15ZM48 211H50L49 210V207H45L43 210H42V217L45 219V217L47 216V214H48ZM190 211V210H189ZM188 211V212H189ZM37 212H38V209H37ZM191 212V211H190ZM195 212V211H194ZM256 212V211H255ZM140 213V212H139ZM200 213V212H199ZM32 214V213H31ZM41 214V213H40ZM166 214V213H165ZM28 215V214H27ZM162 215V214H161ZM200 215V214H199ZM235 215V214H234ZM24 216V215H23ZM143 216H145L144 214H143ZM227 216V215H226ZM36 217V216H35ZM35 217H33V218H35ZM38 218H39V216H37ZM41 217V216H40ZM41 217V218H42ZM201 217V216H200ZM240 217V216H239ZM38 218H37V220H38ZM149 218H151V216L149 217ZM148 217H147V219L148 220H151V219H149ZM207 218V217H206ZM237 218V217H236ZM236 218H234V219H236ZM143 219H144V217H143ZM238 219V218H237ZM36 220V219H35ZM39 221V220H38ZM40 221H42L43 222V220L42 219H40ZM39 221V222H40ZM219 221V220H218ZM235 221V220H234ZM237 221H239V220H237ZM236 221V222H237ZM143 222H146L145 220H143ZM149 222V221H148ZM224 222H226L227 224H231L229 221V223L227 222V218H225V220H224ZM255 222V221H254ZM41 223V222H40ZM39 223V224H40ZM44 223V222H43ZM16 224V223H15ZM25 224H27L24 228H26L27 226H28V222H26V223H23V224H21V226H23V225H25ZM37 224V223H36ZM35 223L33 224V225H36ZM144 224H146V223H144ZM227 224H225V225H227ZM5 226V225H4ZM20 226V227H21ZM30 226H32V224H30ZM29 226V227H30ZM146 227H147V224L145 225ZM231 226V225H230ZM229 226V227H230ZM20 227L19 228H17V229H15V231H18L19 229H20ZM24 228H22V229H24ZM148 229H149V227H148ZM21 230V229H20ZM145 230V229H144ZM20 232V231H19ZM12 233H14V231L12 232ZM23 232H20L19 233V235L20 234H22ZM11 233H9V235H10ZM12 236V235H11ZM12 238V237H11ZM16 238H17V235H16ZM16 238H13V239H16ZM1 242V241H0ZM1 244V243H0ZM8 242L7 243H5V244H1L0 245V252H2L1 254H5L6 253V251H7V249H8ZM4 250V251H3Z\"/></svg>","mask_w":264,"mask_h":264},{"label":"water","instance_id":"3","mask_svg":"<svg viewBox=\"0 0 264 264\" xmlns=\"http://www.w3.org/2000/svg\"><path fill=\"white\" fill-rule=\"evenodd\" d=\"M26 225H27V224L21 226L20 229L24 228ZM20 229H19V230H20ZM3 251H4V250H3ZM1 253H2V252H0V258L3 256V254H1Z\"/></svg>","mask_w":264,"mask_h":264}]
</instances>
